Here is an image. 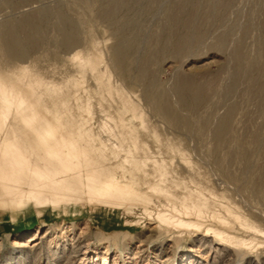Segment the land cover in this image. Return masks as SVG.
Returning <instances> with one entry per match:
<instances>
[{
  "label": "rangeland",
  "instance_id": "374dc122",
  "mask_svg": "<svg viewBox=\"0 0 264 264\" xmlns=\"http://www.w3.org/2000/svg\"><path fill=\"white\" fill-rule=\"evenodd\" d=\"M263 105L264 0H0V264H264L228 213L264 232ZM24 152L82 193L12 191ZM183 202L202 226L159 227Z\"/></svg>",
  "mask_w": 264,
  "mask_h": 264
},
{
  "label": "bare ground",
  "instance_id": "6f19581e",
  "mask_svg": "<svg viewBox=\"0 0 264 264\" xmlns=\"http://www.w3.org/2000/svg\"><path fill=\"white\" fill-rule=\"evenodd\" d=\"M264 106V105H263ZM261 109V107H260ZM117 148V146H116ZM28 156L26 155L25 152L23 155H16L13 156L9 159L10 163V176H7V182L6 184H12V191H15L14 184L19 183L22 180L21 176H25L26 174H29L31 176V181L28 183L29 186H35L36 188H45L49 187L53 190H55L56 195H62V197H65L67 199H71L72 196L78 193H82L80 190V183L76 182L73 176L68 175L65 178H61L59 175L64 172L67 169V166H55L54 164H42L39 167H35L34 169H29L28 170ZM35 163L39 164V159L34 160ZM124 161L130 162L127 170H131L133 168H139L143 167L145 164L143 162L137 161L136 159H129L126 155L124 157ZM0 170L7 171L6 168L0 167ZM101 178L104 177L105 175V182L104 184L107 185L106 190H109L114 184L117 183V174L115 172H109L107 174H104V172H101L100 174ZM101 179L97 177H91L89 178L87 182V188H88V196L87 198H90L92 200L95 198L97 195L92 194V191L99 187ZM9 185L7 186L8 188H11ZM7 188V189H8ZM33 188V187H32ZM59 191H62L61 193ZM40 193V192H39ZM108 195V191L101 192L102 198L106 199V196ZM75 197V196H74ZM113 197V196H112ZM111 197V198H112ZM88 200V199H87ZM89 200V201H90ZM182 205L180 206V209H177L175 206H173V211L177 213L178 215L182 216H176L175 214H172L170 212L166 211H158L156 213V219L158 221L159 227L162 225L165 227H171L175 228L178 230H188V229H198L202 226V224L199 222V219L203 217V213L201 210V206L197 204H188L183 202L181 203ZM229 215L235 218L240 224L243 226L254 230L256 232L261 233L264 235V232L260 229L257 228L252 222H250L246 217H244L241 214H238L234 211L229 210L228 211ZM194 217V219L191 218ZM212 217L220 224H226L227 221L224 219L221 215L213 213ZM206 233H210L211 236L214 239H219L223 240L224 242L238 248V249H247L253 244L252 240H248L245 238H239L235 237L231 234H228L226 231L213 228V227H207Z\"/></svg>",
  "mask_w": 264,
  "mask_h": 264
}]
</instances>
